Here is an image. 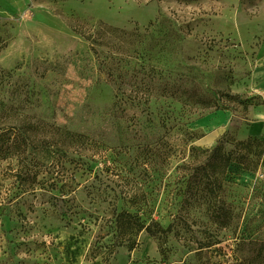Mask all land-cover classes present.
Here are the masks:
<instances>
[{
    "label": "rangeland",
    "instance_id": "rangeland-1",
    "mask_svg": "<svg viewBox=\"0 0 264 264\" xmlns=\"http://www.w3.org/2000/svg\"><path fill=\"white\" fill-rule=\"evenodd\" d=\"M0 39V114L41 131L30 173L0 158V264L224 263L264 244L263 146H237L264 142V0H0ZM221 137L243 159L226 228L188 190Z\"/></svg>",
    "mask_w": 264,
    "mask_h": 264
},
{
    "label": "trees",
    "instance_id": "trees-1",
    "mask_svg": "<svg viewBox=\"0 0 264 264\" xmlns=\"http://www.w3.org/2000/svg\"><path fill=\"white\" fill-rule=\"evenodd\" d=\"M104 26V25H102ZM89 39V38H88ZM1 43V39H0ZM2 44H0V49ZM4 109L0 114V158L2 157H17L20 161V167L18 174L15 176L30 173L29 167H27V159L30 156V152L34 153L38 147H40L41 137L38 125L35 122L29 120L26 116L18 117L17 123L9 124L7 118H2V114H5L7 107L3 105ZM226 141L223 137L216 140L214 146L206 151V156L199 166L201 174L192 181V188L188 186V190L193 191L194 184L201 185L200 190L194 191L192 195L197 194L206 205V214L212 223H215L219 228H226L231 218L230 210L226 207L225 203L220 198L222 191V178L225 170L231 162H242L243 159L237 154V151L227 152L225 150ZM249 144H256L263 146L259 153L264 159V142L257 139L248 138L246 142H237V146L246 147ZM28 171V172H27ZM117 227L121 229L135 228L136 233L145 231L150 236L155 235V231L152 230L150 225H144L138 216H134L129 212H121L116 215L115 218ZM160 233H168L171 231V226H168L165 230L158 228ZM135 242L128 245V250H133ZM246 246L249 247V251L246 252V258H235L233 261L224 263H203V264H264V244L258 242L256 239H246ZM205 246L199 244L196 253H201ZM200 260V259H199Z\"/></svg>",
    "mask_w": 264,
    "mask_h": 264
},
{
    "label": "crops",
    "instance_id": "crops-1",
    "mask_svg": "<svg viewBox=\"0 0 264 264\" xmlns=\"http://www.w3.org/2000/svg\"><path fill=\"white\" fill-rule=\"evenodd\" d=\"M218 120H220L219 122H223L224 118H220ZM258 133L259 132L257 131V129H255L254 127H251L250 130L247 131V135L246 136H248V137H255L257 135H260Z\"/></svg>",
    "mask_w": 264,
    "mask_h": 264
},
{
    "label": "bare ground",
    "instance_id": "bare-ground-1",
    "mask_svg": "<svg viewBox=\"0 0 264 264\" xmlns=\"http://www.w3.org/2000/svg\"><path fill=\"white\" fill-rule=\"evenodd\" d=\"M212 141H213V136H210V137L206 138L203 142L206 144H210V143H212Z\"/></svg>",
    "mask_w": 264,
    "mask_h": 264
}]
</instances>
